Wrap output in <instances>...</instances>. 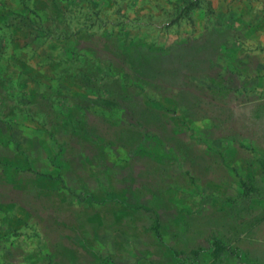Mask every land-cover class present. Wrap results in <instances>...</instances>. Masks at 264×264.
<instances>
[{"label": "rangeland", "instance_id": "obj_1", "mask_svg": "<svg viewBox=\"0 0 264 264\" xmlns=\"http://www.w3.org/2000/svg\"><path fill=\"white\" fill-rule=\"evenodd\" d=\"M256 98L264 0H0V264L248 260Z\"/></svg>", "mask_w": 264, "mask_h": 264}, {"label": "crops", "instance_id": "obj_2", "mask_svg": "<svg viewBox=\"0 0 264 264\" xmlns=\"http://www.w3.org/2000/svg\"><path fill=\"white\" fill-rule=\"evenodd\" d=\"M251 102H253V99ZM250 105H252L251 110L255 109V112L253 111L254 114H252V115H255L256 119L260 120V122H263V120H264V100L256 98V100H254V102ZM258 109H260V110H258ZM247 139H249V136L247 137ZM260 172H261V175L263 176L264 171L261 169ZM252 176H253V174H251L249 176L250 180H252ZM253 179H254V177H253ZM248 236H250V237H261L263 239H261V241L259 242L260 243L259 246L256 244L255 245H246L245 253H247L248 260L245 259V261H238V262H235L234 264H264V226L262 225V228H260L259 230H251V232L248 234ZM258 249L260 250V252L258 251ZM254 252L259 254V256L254 257L253 256Z\"/></svg>", "mask_w": 264, "mask_h": 264}]
</instances>
